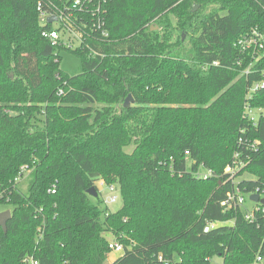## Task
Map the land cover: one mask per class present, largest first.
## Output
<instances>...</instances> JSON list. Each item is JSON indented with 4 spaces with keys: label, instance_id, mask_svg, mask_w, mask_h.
Listing matches in <instances>:
<instances>
[{
    "label": "trees",
    "instance_id": "1",
    "mask_svg": "<svg viewBox=\"0 0 264 264\" xmlns=\"http://www.w3.org/2000/svg\"><path fill=\"white\" fill-rule=\"evenodd\" d=\"M50 1L72 0H0V264L264 261V212L250 222L221 204L264 193V87L250 91L264 55L236 45L264 30V0H92L105 35L89 45L104 57L69 50L75 75L41 36L52 26L36 6ZM97 180L118 189L117 210L87 194ZM106 235L123 248L109 263Z\"/></svg>",
    "mask_w": 264,
    "mask_h": 264
},
{
    "label": "built area",
    "instance_id": "2",
    "mask_svg": "<svg viewBox=\"0 0 264 264\" xmlns=\"http://www.w3.org/2000/svg\"><path fill=\"white\" fill-rule=\"evenodd\" d=\"M92 0H72L70 3L66 1H61V3L56 4L53 2L48 3V8H44L40 2H38L36 9L39 13V20L44 24L48 23L50 17H54V20L50 23L51 29H45L41 31V36L46 38L52 46L61 47L67 50H81L86 49L88 51V56L97 59L103 58L104 54L98 53L94 48L89 45V39L94 33L105 35V21L104 17L100 14V6H98L95 12L89 6ZM86 12H91L95 19H88L84 17ZM237 47L241 52L250 54L252 59L257 60L260 56L264 55V30L254 28L247 35L239 38L236 42ZM239 63V61H238ZM213 64H217L214 62ZM250 64L242 71V73H249L251 70ZM264 87V81L260 83H255L251 86L250 91H254L258 88ZM260 109L253 110L250 107H246L245 113L246 117L252 124H256L258 113ZM187 154V152H185ZM234 169V165L227 166L225 171L231 173ZM201 176L206 178V175L210 172H201ZM109 189L114 190V186H109ZM251 194H259L260 198L264 197V193L258 191ZM248 195V199L249 196ZM117 200L116 195L110 197V202H115ZM250 200V199H249ZM251 201V200H250ZM245 202V195L240 194L237 190L230 192L221 204L226 207V209H236L240 208L245 219L252 222L254 220L255 212H264V206L259 202H253V207L250 209L243 208ZM216 223H209L205 227V231L209 228L215 226ZM108 247L111 251L121 252L122 245L117 241H110ZM160 261L163 260L162 256H158ZM27 264H37L35 261L26 260ZM163 264H168L163 260ZM255 264H264L263 258L257 256Z\"/></svg>",
    "mask_w": 264,
    "mask_h": 264
},
{
    "label": "rangeland",
    "instance_id": "3",
    "mask_svg": "<svg viewBox=\"0 0 264 264\" xmlns=\"http://www.w3.org/2000/svg\"><path fill=\"white\" fill-rule=\"evenodd\" d=\"M168 16L170 17L173 24H175L176 19H177L176 16L171 13L168 14ZM183 35H184V39H186L187 38L186 35L184 33ZM59 56H60L59 68L62 71H64L68 75H75L81 72V69H82L81 59L77 54L69 50H61ZM244 177L252 178L248 175H245ZM27 181H28L27 176L24 175V177L19 181L18 186L20 188H24L26 186ZM95 183L98 187L99 193H98V199L97 198H93V199L95 201L99 200L101 202L100 207L108 206L111 211L117 210L121 205V199L119 196L120 194H119L118 189L114 187L115 189L111 191L109 189V186L105 185L99 180H97ZM112 195L117 196V200L115 202H110V197ZM252 207H253V203L248 199V195H246L243 208L250 209ZM6 210H11V206L7 204H0V212L6 211ZM106 236L109 238L110 241H114L112 236L110 235H106ZM119 254L120 252L110 251L107 255L108 256L107 262L108 263L111 262L112 260L117 258ZM210 264H223L222 258L220 256H212L210 258Z\"/></svg>",
    "mask_w": 264,
    "mask_h": 264
},
{
    "label": "water",
    "instance_id": "4",
    "mask_svg": "<svg viewBox=\"0 0 264 264\" xmlns=\"http://www.w3.org/2000/svg\"><path fill=\"white\" fill-rule=\"evenodd\" d=\"M196 7L193 8V10H195ZM54 20V17H50L47 21L48 23H51ZM155 29H157V26L155 27ZM132 102V98L130 95H128L123 103L124 107H128ZM87 194L90 195L93 198H97L98 197V192L94 187H90L87 190ZM249 199L253 202H259L264 206V197L260 198L259 194H251L249 196ZM11 217V211L10 210H6L3 212H0V227L3 229V231H6V223L8 221V219H10Z\"/></svg>",
    "mask_w": 264,
    "mask_h": 264
}]
</instances>
